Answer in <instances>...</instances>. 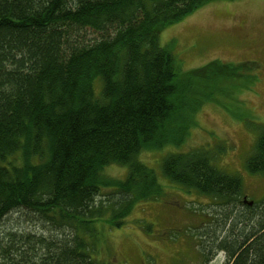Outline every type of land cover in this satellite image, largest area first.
Instances as JSON below:
<instances>
[{
    "label": "trees",
    "instance_id": "obj_1",
    "mask_svg": "<svg viewBox=\"0 0 264 264\" xmlns=\"http://www.w3.org/2000/svg\"><path fill=\"white\" fill-rule=\"evenodd\" d=\"M213 1L224 0H0V222L31 212L72 231L45 239L40 262L29 238L0 243V264H107L91 254L95 224L122 228L138 204L165 195L140 154L181 146L221 79L244 78L249 66L255 83L260 72L253 62L214 61L182 73L160 45L162 30ZM111 165L127 169L125 179L106 177ZM160 168L223 208L225 232L238 231L205 264L218 252L226 264H264V199L244 204L241 178L205 149L173 153ZM246 170L264 177V127Z\"/></svg>",
    "mask_w": 264,
    "mask_h": 264
},
{
    "label": "rangeland",
    "instance_id": "obj_2",
    "mask_svg": "<svg viewBox=\"0 0 264 264\" xmlns=\"http://www.w3.org/2000/svg\"><path fill=\"white\" fill-rule=\"evenodd\" d=\"M159 42L169 47L182 73L214 61L253 62L260 72L255 83L247 82L252 74L249 66L241 71L244 78L221 79L226 84L215 92L214 101L205 103L194 115L197 126L190 128L181 146L140 154V160L157 174L165 195L138 204L122 228H112L107 219L95 224L97 235L89 242L91 254L107 264H205L215 253L217 241L238 232L235 226L233 232H225L222 223L226 211L211 198L181 190L163 178L160 164L166 152L205 149L217 169L241 178L242 200L264 199V177L246 170V161L264 127V0L213 1L162 30ZM95 87L99 94L100 80ZM104 175L123 180L127 169L111 165ZM71 233V229L57 231L27 212L12 214L0 223V243L5 246L20 234L55 239ZM226 261V254L218 252L207 264Z\"/></svg>",
    "mask_w": 264,
    "mask_h": 264
},
{
    "label": "bare ground",
    "instance_id": "obj_3",
    "mask_svg": "<svg viewBox=\"0 0 264 264\" xmlns=\"http://www.w3.org/2000/svg\"><path fill=\"white\" fill-rule=\"evenodd\" d=\"M95 92H96V87H95ZM101 92V91H100ZM170 147V146H169ZM165 148H161L159 150H164ZM168 150V149H166ZM172 155V153L170 152H166L165 153V156L164 157H167V156H170ZM243 198V197H242ZM241 198V201L244 202V204H248V202H252V201H248L246 198H244L242 200ZM247 202V203H246ZM254 204V202H253ZM15 213H25V212H22V211H15V212H12V213H9L6 217H4V219L8 218L10 215L12 214H15ZM27 213H30L31 215H33L35 217V214L31 213V212H27ZM3 219V220H4ZM2 220V221H3ZM1 221V222H2ZM0 222V223H1ZM44 223L50 225V226H53L54 228H56L54 225H52L51 222L49 221H44ZM57 230V229H56ZM61 229L57 230V231H60ZM62 236L61 235H58V236H55L53 238H55L56 240L60 239ZM31 239L32 241L35 242V245H34V253L36 252V256L34 257V260L37 261V262H40V260H42L43 256L45 255L46 251L48 248H46L45 246H43V242L45 241V239L48 240L49 237H45V236H40V237H35V238H30L29 235H21L20 236H17V239L19 240V242H22L23 240H25L26 242L29 241V239ZM42 238V239H41ZM28 239V240H27Z\"/></svg>",
    "mask_w": 264,
    "mask_h": 264
},
{
    "label": "water",
    "instance_id": "obj_4",
    "mask_svg": "<svg viewBox=\"0 0 264 264\" xmlns=\"http://www.w3.org/2000/svg\"><path fill=\"white\" fill-rule=\"evenodd\" d=\"M247 203V202H246ZM248 204L250 205V206H252L253 205V202H248Z\"/></svg>",
    "mask_w": 264,
    "mask_h": 264
}]
</instances>
